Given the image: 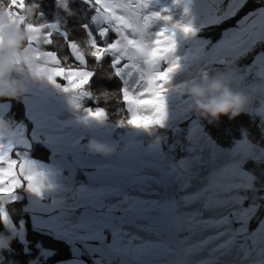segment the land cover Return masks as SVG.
Masks as SVG:
<instances>
[{"label": "snow or ice", "instance_id": "snow-or-ice-1", "mask_svg": "<svg viewBox=\"0 0 264 264\" xmlns=\"http://www.w3.org/2000/svg\"><path fill=\"white\" fill-rule=\"evenodd\" d=\"M55 2L60 8L69 9V0ZM83 2L95 13L91 21L105 26L93 35L87 24L81 25L85 30L83 44L65 40L70 55L64 57L57 50H48L56 44L53 35L58 33V28L55 23L41 19L43 14L37 11L35 2L0 0V8L5 10L9 20L18 22L29 33L26 50L43 61L34 75L49 82L57 78L64 81L61 90L73 93L74 109H80V101L85 98L108 100L111 97L107 91L97 96L91 90L96 71L89 70L86 59V56L91 57L102 65L103 59L111 55L109 67L124 83L119 95L128 113L126 119L117 120V125L152 133L164 128L168 119L169 80L179 67L177 58L172 55L176 30L190 33L193 31L190 24L173 23L149 37L146 30L154 20H162L167 25L171 17L160 12L142 15L141 9L148 7L147 0ZM173 2L178 4L180 0ZM213 2L219 18L228 19L243 8L246 0ZM25 12L31 14V22ZM68 14L72 12L69 10ZM109 31L115 38L105 44L103 41ZM258 42H264V8L247 13L237 21L236 28L227 29L224 38L208 53L209 62L231 64L225 56L239 49L243 50L241 55L247 54ZM161 62L168 66L161 70ZM257 63L260 67L256 75L264 80V52L257 53L253 65ZM202 76L207 80V72ZM252 91H257L255 86ZM259 92L264 95V85L259 87ZM261 105L258 111L264 115V100ZM83 111L85 115L81 119L85 123L89 119L103 123L108 116L104 107ZM194 129H200L196 121L191 123L186 137L191 142L186 149L191 155L177 162H172L163 151L167 143L165 136L157 133L147 147H143L129 134L124 146L119 148L120 154L127 156L130 149L143 148L142 155L129 157L124 164L85 162L86 157L83 158L79 167L87 182L80 183L74 190L71 185L53 183L50 178L59 176L58 170L38 171V167L45 166H38L19 154L13 158L11 145L0 144V222L12 227L4 202H15L19 198L17 190L41 197L55 189L71 196H53L50 203L36 199L32 210L48 214V219L34 216L33 220L51 228L71 244L72 259L62 260L60 264H86L83 256L89 257L92 264H229L228 254L238 246L247 256L249 243L252 249L259 247L260 255L264 256V218L258 220L254 231H249L250 222L264 207L257 202H264V185L257 187L256 175L243 167L248 159L264 163V150L254 155L252 145L245 140L238 142L225 159V154L206 136H194ZM58 140L55 135L46 136L50 145ZM18 142L24 143L22 139ZM177 143L171 145L169 151H174ZM205 149L207 156L203 155ZM88 157L97 156L89 154ZM249 200L251 203H246ZM193 206L195 209L189 210ZM205 212L210 214L207 219L202 218ZM133 228L157 239H143L131 231ZM209 230L214 234L204 236L197 244L189 243L190 236ZM205 251L213 259L193 258Z\"/></svg>", "mask_w": 264, "mask_h": 264}, {"label": "crops", "instance_id": "crops-1", "mask_svg": "<svg viewBox=\"0 0 264 264\" xmlns=\"http://www.w3.org/2000/svg\"><path fill=\"white\" fill-rule=\"evenodd\" d=\"M247 1L248 0H246V2ZM241 2H243V0H241ZM147 3L148 7L141 9L142 15L150 14L151 12H160L161 15H168L171 17L170 21L167 22V25L166 22L162 20H154V22H152L149 28L146 30L149 37L156 31H159L160 28L173 23L190 24L193 30L192 32L187 34L182 32V30L179 28L176 30V47L172 55L177 58V63L179 67L175 72L171 74V78L169 80V91L166 96L168 119L165 121V127L163 129L177 128L178 125L184 122H189V130L191 123L193 121H196L199 124L200 129H194L193 135L199 136L203 134L204 136H206L211 141V143L216 146V149H219L221 153L225 154V159L227 158L226 154L230 152L231 149H233L238 142L245 140L250 145H252L253 154H259V152L261 150H264V148L257 144L251 143L246 137L236 141L234 145L228 149H223L217 146L214 141L210 138L208 133H206L202 129V124L200 120L194 117V114L188 109V105L191 103V100L187 96V87L190 83L204 80L202 76L204 72H207L208 79L217 72L222 71L227 65L236 66V63L249 53L248 52L247 54L241 55L243 50L239 49L232 52L230 55L225 56L226 61H232L231 64L209 62L210 57L208 56V53L212 52L215 49V46L218 45L220 41L224 38L225 31L227 29L236 28L237 23L235 26L223 30L217 40H213L210 37L201 36V30L219 25L223 21L228 20L233 16L228 19H220V13L217 11V6L213 2V0H180L178 4L174 3L173 0H147ZM185 8H187V11H185ZM261 8L264 7H260L258 9ZM165 9H167V11H163ZM54 23L57 25L58 28L57 34L66 39V33H64L60 29V26L57 22ZM92 25L97 30V32L101 27L105 26L103 24L93 22ZM110 38L111 40L115 38V34L111 31H109V34L104 38L103 42L105 44L108 43L110 41ZM256 55L253 57L252 61L249 64H242L236 66L237 71L233 79L234 87L243 85L246 78L251 74L256 75V72L260 67V63L253 65V60ZM167 66V63L161 62L160 69L162 70ZM132 79L134 80L135 77H133ZM129 83H131V81ZM261 85H264V80H262ZM261 85H246L243 88H240L239 90H242L251 96V102L245 113L257 117L260 121V124H264V115H261L258 111L262 106V100H264V95H261L259 92V87ZM63 86L64 81L58 78L54 82H49L44 77H29L27 90L21 96L22 104L24 107V115L28 124L30 125L29 131L26 124L16 123L10 118H6L10 111L11 104L9 101H3L0 99V119H5L8 122L10 130L16 133V137L14 140L8 139L6 137H0V144L5 145L6 147L9 144L11 145V154L13 158H16L17 154H19L21 157H25L29 160L35 161L38 166H45V168L43 169L38 167V171H47L48 168L58 170L60 173L59 176H54L50 178L52 179L54 184H63L64 186L71 185L74 190L80 185V183H86V177L84 176L81 168L79 167L80 163L85 157V162H95L100 164H124L128 162L129 157L138 158L144 152L143 148H133L129 150L127 156H122L118 151L117 154L109 160H103L99 157H88L89 153L86 151L85 145L89 139L94 138L101 142H106L110 144L115 143L116 145H118V148H122L126 140L129 138V134H133L132 138H134L137 142L141 143L143 147H147V145L151 142L152 138L157 134V130L155 133H152L151 130L144 131L142 129H133L130 127L128 129H125L109 122L107 118L103 123H99L91 119H89L85 123L84 120L81 119L85 115L83 111L84 107L82 106V100L80 101L81 108L74 109L72 105L69 104L65 99L66 93L61 90ZM254 86L257 89L256 92L252 91ZM48 135H55L59 137L58 142L55 145H50L46 141V136ZM21 139L24 141V143L18 142ZM71 145H75V148H72ZM190 145L191 142L186 139V153L185 156L181 158L189 157L191 155L186 150L187 147H189ZM35 146H40L49 152L50 155L48 161H43L32 157L31 151ZM207 152L208 150L205 149L203 155L207 156ZM179 159L176 160L175 157H173L172 162H177L179 161ZM247 161L253 160L248 159ZM89 171H91V169H89ZM16 194L19 198L15 200V202H20L23 199L26 200V205L23 209L28 214L32 230L37 233L49 235L57 240L66 242L70 246V252L72 254L71 244L66 238L57 235L56 232L53 231L51 228H48L43 224L37 223L33 220L34 216L40 219H48V214L32 210V202L36 199H40L41 203H50L53 196L59 197L61 195H64L70 197L71 193H61L53 189L51 192L42 194L41 197H36L34 194L23 190H17ZM4 203L5 210L7 211V205L14 202L5 201ZM194 209L195 206H193V209L189 210ZM209 215V213L205 212L202 218L207 219L209 218ZM9 223L12 225L11 228L7 227L3 223L5 229L8 230L12 236L17 238L21 243L25 245V220L22 219L18 222V225H15L9 215ZM233 227H239V225H233ZM256 227L253 230L249 229V231H254ZM131 231L146 240L155 241L157 239V237H155L154 235L139 232L135 228L131 229ZM212 234H214L213 230H209L205 233H198L192 235L189 238V243L193 245L197 244L199 240L202 239L204 236ZM184 235L188 234L185 233ZM249 249V254L245 256L244 251L240 250L237 246L228 254L226 259L228 260L229 264H261V261H264V256L260 255L259 247L252 249L249 243ZM45 252L49 253V255L45 256ZM51 255V251L41 249L39 257L31 264H41L42 262L46 261V259L49 258ZM0 257H2V259H0L1 263L4 260L2 252H0ZM193 258L201 260L213 259V257L208 256L207 251L203 253H198ZM82 259L86 261V264H88V260H90L87 256H83ZM55 264H60V262H57Z\"/></svg>", "mask_w": 264, "mask_h": 264}, {"label": "trees", "instance_id": "trees-1", "mask_svg": "<svg viewBox=\"0 0 264 264\" xmlns=\"http://www.w3.org/2000/svg\"><path fill=\"white\" fill-rule=\"evenodd\" d=\"M27 2H35L37 4V11L43 14L41 19L47 23L57 22L60 29L66 33V39L59 34L54 33L53 39L56 40V44L48 48V50H57L61 57L70 55L65 47V40L78 41L83 44L85 40V30L81 25L87 24L89 26L88 31L91 34L95 35L97 33V30L93 27L91 22V17L95 13L92 7L83 1L69 0L68 8L74 13L72 15L63 11L56 4L55 0H27ZM260 7H264V1L248 0L235 16L223 21L219 25L201 30L200 35L217 40L223 30L235 26L237 21H239L244 15ZM260 51H264V42L258 43L257 46L254 47V50L250 51L244 58L236 63V66L249 64L253 57ZM86 59L89 60L87 65L89 70L96 71V75L92 79L90 85L91 90L97 96H99L101 91H107L111 97L108 100H105L102 97L98 100L85 98L82 99V106L84 108L93 109L95 107H104L108 113V121L117 125V120L121 118L126 119L128 113L119 95V89L123 87V83L120 78L112 74V69L109 67L111 56H106L102 61V65L96 64L91 57L86 56ZM109 76H111V79L108 78ZM0 99L3 101H9L11 104L10 111L6 118H10L16 123L26 124L29 131L30 125L24 115V107L21 97L17 99L2 97ZM194 117L196 116L194 115ZM199 120L202 124V129L208 133L217 146L223 149L232 147L236 141L241 140L244 137H246L251 143L264 148V137L260 134L259 128L260 121L253 115L244 112L232 120L222 116L218 123L211 125L204 120ZM188 126L189 122H184L178 125L177 128L156 129L157 133L167 138L169 144L173 145L175 142H178L173 151L176 160L185 156V143ZM120 127L125 129L129 128L128 126ZM182 148L184 150H182ZM31 155L33 158L48 161L50 154L44 148L35 146L31 151ZM244 169L253 172L256 175L258 178L257 187L264 185V163L258 164L253 161H247L244 164ZM257 202L264 204V202L261 201ZM246 203H251V200ZM25 205V199L7 205V211L15 225H18L20 220H25L26 244L24 245L17 238L12 236L10 232L5 229L3 223L0 222V233L11 235L13 237L9 249L2 252L4 260L0 264H31L39 257L41 249L52 252V255L41 264H55L62 260L72 259L70 246L66 242L32 230L28 214L23 209ZM263 217L264 207H261L256 218L250 222L249 229L253 230L257 226L258 220Z\"/></svg>", "mask_w": 264, "mask_h": 264}, {"label": "clouds", "instance_id": "clouds-1", "mask_svg": "<svg viewBox=\"0 0 264 264\" xmlns=\"http://www.w3.org/2000/svg\"><path fill=\"white\" fill-rule=\"evenodd\" d=\"M61 9L69 12V9ZM25 15L28 22H31V14L25 12ZM28 35L23 26L9 20L5 10L0 8V98L21 97L27 90L29 77L35 76L37 66L43 63L26 50ZM236 71L235 65H227L207 80L190 83L187 87V96L191 100L189 111L210 125L218 123L222 116L232 120L244 113L251 102V96L234 87ZM72 96L71 92L65 95L69 104ZM0 137L11 140L16 137V133L10 130L5 119H0ZM85 149L90 155L105 160L111 159L119 151L116 145L94 138L88 140ZM12 239L11 235L0 233V252L10 247Z\"/></svg>", "mask_w": 264, "mask_h": 264}, {"label": "built area", "instance_id": "built-area-1", "mask_svg": "<svg viewBox=\"0 0 264 264\" xmlns=\"http://www.w3.org/2000/svg\"><path fill=\"white\" fill-rule=\"evenodd\" d=\"M262 79L258 77L257 75L251 74L248 76L244 82L243 85L235 86L237 89L243 88L246 85H261ZM260 128V134L264 137V124L259 125Z\"/></svg>", "mask_w": 264, "mask_h": 264}, {"label": "rangeland", "instance_id": "rangeland-1", "mask_svg": "<svg viewBox=\"0 0 264 264\" xmlns=\"http://www.w3.org/2000/svg\"><path fill=\"white\" fill-rule=\"evenodd\" d=\"M172 144H169L168 142L165 144V145H163V151L166 153V155H168L171 159H172V161H173V151H169V147L171 146ZM88 264H92V262L90 261V260H88Z\"/></svg>", "mask_w": 264, "mask_h": 264}]
</instances>
